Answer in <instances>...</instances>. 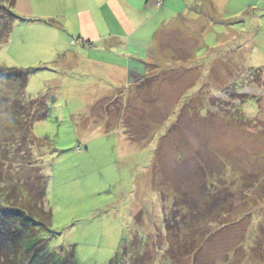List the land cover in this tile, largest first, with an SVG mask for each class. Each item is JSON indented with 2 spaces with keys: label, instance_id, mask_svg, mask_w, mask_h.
Returning a JSON list of instances; mask_svg holds the SVG:
<instances>
[{
  "label": "rangeland",
  "instance_id": "rangeland-1",
  "mask_svg": "<svg viewBox=\"0 0 264 264\" xmlns=\"http://www.w3.org/2000/svg\"><path fill=\"white\" fill-rule=\"evenodd\" d=\"M104 1L37 0L41 17L19 21L0 49V67L32 72L26 98L49 106L27 131L47 181L49 250L77 264H264V0H167L144 39L168 16L186 26L128 74L52 62L42 18L88 27L90 15L103 27L105 16L123 34ZM3 96L19 95L0 88V121L12 128Z\"/></svg>",
  "mask_w": 264,
  "mask_h": 264
},
{
  "label": "trees",
  "instance_id": "trees-1",
  "mask_svg": "<svg viewBox=\"0 0 264 264\" xmlns=\"http://www.w3.org/2000/svg\"><path fill=\"white\" fill-rule=\"evenodd\" d=\"M7 1L1 0L4 5L1 6L0 49L10 42L15 25L25 22L15 10L18 0ZM31 73L0 67V88L12 87L19 95L13 97L16 98L13 103L11 96H3L6 100L3 102L10 103L12 128L8 120L0 121V264H77L73 252L64 256L59 255L64 248L49 250L53 216L44 206L47 181L27 144L28 129L48 116L49 106L45 98H26ZM3 91L6 93L5 89ZM18 117L22 120L15 122ZM26 170L32 173L24 178L22 172ZM17 173L20 174L17 176ZM191 210L190 216L195 217L198 211ZM170 224L165 223L171 231ZM117 262L115 259L111 264Z\"/></svg>",
  "mask_w": 264,
  "mask_h": 264
},
{
  "label": "crops",
  "instance_id": "crops-1",
  "mask_svg": "<svg viewBox=\"0 0 264 264\" xmlns=\"http://www.w3.org/2000/svg\"><path fill=\"white\" fill-rule=\"evenodd\" d=\"M167 2V0H164V2L159 5L157 4V0L104 1L103 3H106L105 6L108 8L111 17L115 23L120 26L119 29L123 34L114 33L112 28L109 27L107 20L104 18L105 16L102 18L103 27H99L96 21H92L90 15H86L84 18H88V27H64V23L58 18H52L49 21L42 18V24L45 26L42 27V30L45 31L44 37L45 39L50 37L52 41V45L46 44L51 47L49 49L52 51V62L64 58L65 56L70 58L75 57V59H78V63H84L82 65L88 66L87 73H97V69H100L99 65L110 66L112 71H110L109 74L112 75H116L118 73L117 71L128 74L133 68L137 70V65L142 63L146 64L147 61L155 59V57L153 58L155 55H153L152 52L153 46L159 45L164 50V47H162L163 43L162 41L160 42V40L162 35L166 34V31L168 32L169 29H173L170 27L180 28L186 26L187 19H182L181 17L171 19L172 17L168 16L166 19H163L158 26L156 23L151 25V27H155L151 35L153 36L151 37L153 40L149 42L146 38L144 39L145 33L147 30L149 31L146 25L150 22V19L161 13ZM32 3L35 8V6H37V0H32ZM39 8L40 7L37 6L34 12L31 0H18V15L21 18L23 17L22 19H24L25 22H31L32 15H36L37 13L39 15L37 16L41 17V14L37 12ZM83 16L84 14L81 15V17ZM152 21H154V19ZM75 41L78 42L73 46L72 43ZM95 48L105 52L115 53V55L117 54L126 64H112L113 62L108 60L93 58L91 56L86 57L87 54L90 55L89 51H93ZM96 67L98 68L96 69ZM104 73H106V71Z\"/></svg>",
  "mask_w": 264,
  "mask_h": 264
},
{
  "label": "built area",
  "instance_id": "built-area-1",
  "mask_svg": "<svg viewBox=\"0 0 264 264\" xmlns=\"http://www.w3.org/2000/svg\"><path fill=\"white\" fill-rule=\"evenodd\" d=\"M163 0H158V4L161 5Z\"/></svg>",
  "mask_w": 264,
  "mask_h": 264
}]
</instances>
